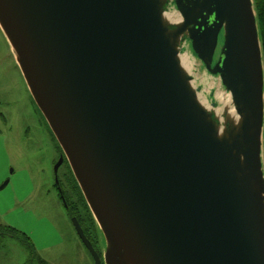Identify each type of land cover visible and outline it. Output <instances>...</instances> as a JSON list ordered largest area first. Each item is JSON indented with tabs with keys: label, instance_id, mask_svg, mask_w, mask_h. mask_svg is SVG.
Wrapping results in <instances>:
<instances>
[{
	"label": "water",
	"instance_id": "1",
	"mask_svg": "<svg viewBox=\"0 0 264 264\" xmlns=\"http://www.w3.org/2000/svg\"><path fill=\"white\" fill-rule=\"evenodd\" d=\"M0 27L63 152L55 180L65 156L104 264H264L252 0H0ZM185 43L230 94L223 121L182 67Z\"/></svg>",
	"mask_w": 264,
	"mask_h": 264
},
{
	"label": "rangeland",
	"instance_id": "2",
	"mask_svg": "<svg viewBox=\"0 0 264 264\" xmlns=\"http://www.w3.org/2000/svg\"><path fill=\"white\" fill-rule=\"evenodd\" d=\"M165 16L170 22L180 17L178 13ZM188 44L182 46L180 55L184 70L192 76L202 103L209 109L222 106L216 112L223 121V109L232 107L230 94L218 76L207 72ZM61 154L59 143L37 108L16 55L0 27V185L9 180L0 188V227L8 226L24 233L36 254L49 264H94L73 227L71 211L79 212L85 224L90 214L84 203L83 214L76 202L74 190L78 195L81 190L66 162L57 174L71 211L64 206L55 185L54 161ZM92 217L91 214V220ZM88 231L94 237L93 225ZM99 237L102 245L98 246V252L103 253L100 230ZM18 239V236L2 238L0 264H26L31 253Z\"/></svg>",
	"mask_w": 264,
	"mask_h": 264
},
{
	"label": "trees",
	"instance_id": "3",
	"mask_svg": "<svg viewBox=\"0 0 264 264\" xmlns=\"http://www.w3.org/2000/svg\"><path fill=\"white\" fill-rule=\"evenodd\" d=\"M253 1V7H254V11L256 12V23L258 24V34H259V40H260V45H261V53L263 55V66H264V0H252ZM263 132H264V128H263ZM263 154H264V133H263ZM63 153V152H62ZM64 200V199H63ZM85 205V202H84ZM86 211L88 209V206L86 205ZM71 209V207H70ZM88 212L90 214V211L88 209ZM91 215V214H90ZM79 219L81 220L80 216ZM82 222V220H81ZM85 235L88 238H91L89 232L87 229H84ZM95 232H97L95 230ZM95 232L93 231L94 235ZM90 233H92L90 231ZM19 237V241L21 243H23L24 245L27 246L28 250L31 253L30 258L25 262L26 264H49L48 262H45L44 260H42L37 254L36 252L33 250V246L31 243V240H29V238L23 233L19 232L18 230L8 227V226H1L0 227V246H1V240L3 237ZM91 240H93V238H91ZM94 243V242H93Z\"/></svg>",
	"mask_w": 264,
	"mask_h": 264
},
{
	"label": "flooded vegetation",
	"instance_id": "4",
	"mask_svg": "<svg viewBox=\"0 0 264 264\" xmlns=\"http://www.w3.org/2000/svg\"><path fill=\"white\" fill-rule=\"evenodd\" d=\"M61 155H63V153L61 154ZM60 155V156H61ZM59 159V158H58ZM58 159H55V161H54V163L58 160ZM63 162H66V164H67V166H69V162H67V160H66V157L64 156L63 157ZM62 162V163H63ZM56 164V163H55ZM71 170V169H70ZM57 172H58V170H57ZM57 177H58V174H57ZM9 181V180H8ZM55 182H56V188H58V190H59V195L62 197V201H63V199H64V202H65V204H64V206H66L67 208H68V210L69 211H71L70 210V206L68 205V202H67V199H66V195H65V191L63 190V188L60 186V184H59V180L57 179V181L55 180ZM4 183V182H3ZM2 183V184H3ZM74 195L76 196V202H77V204L80 206V208H82L83 209V214L86 212L85 210H84V205H83V203L85 202V200H84V196H82L81 195V193H80V195H78V191L75 189L74 190ZM86 205V204H85ZM87 211H88V209H87ZM71 216H72V218L73 217H75L76 219H78V221H79V223H80V226L83 228V231H84V229H89V230H92V225H93V227H94V232H95V230L97 231V232H95V235H94V237H92L93 238V240H91V238H88L90 241H91V243H92V245H93V248L97 251V253L99 254V256H100V259H102V251H100V252H98V250L100 249V248H98V246L99 245H102V241H101V238L99 237V227H97V225H96V222L94 221V218L92 217V220H93V222H92V220H91V218H90V216H89V218H88V224L86 223H84L83 222V220H84V218H83V216H81L80 214H79V212H74V210L73 211H71ZM77 216H80V218H81V220H82V222H81V220L79 219V217H77ZM86 225V226H85ZM89 232V231H88ZM85 233V232H84ZM94 242V243H93ZM91 255V254H90ZM101 264H103V259H102V262H101Z\"/></svg>",
	"mask_w": 264,
	"mask_h": 264
},
{
	"label": "bare ground",
	"instance_id": "5",
	"mask_svg": "<svg viewBox=\"0 0 264 264\" xmlns=\"http://www.w3.org/2000/svg\"><path fill=\"white\" fill-rule=\"evenodd\" d=\"M168 19H169V17H167ZM173 22H177L176 20H174ZM172 22V23H173ZM181 59V58H180ZM181 64H182V67L184 68V63H183V61H182V59H181Z\"/></svg>",
	"mask_w": 264,
	"mask_h": 264
}]
</instances>
